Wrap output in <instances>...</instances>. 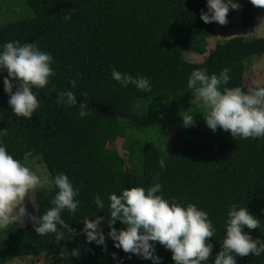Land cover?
Here are the masks:
<instances>
[{"label":"trees","instance_id":"obj_1","mask_svg":"<svg viewBox=\"0 0 264 264\" xmlns=\"http://www.w3.org/2000/svg\"><path fill=\"white\" fill-rule=\"evenodd\" d=\"M33 15L0 26V45L8 41L35 42L51 53L55 75L43 89H33L40 104L30 119L14 115L8 105L0 73V130L2 143L15 159L42 155L51 179L64 172L79 189L75 212L61 211L68 227L77 231L83 219L105 217L102 230L105 245L86 242L84 235L54 233L37 235L32 224L0 230V264L16 257L38 255L63 248L72 264H152L113 247L107 237V194L132 186L147 188L155 180L162 184L160 195L176 202L192 203L208 213L216 231L210 240L213 248L207 264H212L221 249L224 221L230 203L246 206L259 220V227L243 231L264 240V137L232 138L219 127L209 129L191 109V93L186 89L193 69L209 74L230 69L228 87L246 90L245 73L251 56L264 54V37L246 35L255 30L260 6L241 0V32L209 49L199 62L184 53L205 54L214 22L204 23L200 11L206 0H25ZM63 15H71L64 20ZM110 66L132 76L149 78L150 92L133 85L121 87L111 78ZM11 79V78H10ZM77 81L76 86L69 84ZM54 90H53V87ZM264 85V84H262ZM71 90L77 103L87 93V113L79 117L78 105L58 106L57 92ZM15 91V89H13ZM193 114L194 126L178 127L179 135L153 146L133 138V129L148 128L163 115ZM167 125L163 124L164 132ZM131 131V132H130ZM128 140V159L108 146L116 137ZM133 138V139H132ZM138 147V148H134ZM28 156V157H29ZM163 159L165 168L157 161ZM130 168H125V163ZM159 173L158 177L154 176ZM56 188L36 191L38 216L48 207ZM104 201L97 209L94 194ZM113 227L121 228L118 221ZM59 228V226H58ZM4 234V235H3ZM69 237H71L69 239ZM161 264H173L170 250L155 242ZM103 248V250H102ZM63 251V250H61ZM113 253L116 254L113 258ZM204 264V262H201ZM236 264H264V253L236 256Z\"/></svg>","mask_w":264,"mask_h":264},{"label":"clouds","instance_id":"obj_2","mask_svg":"<svg viewBox=\"0 0 264 264\" xmlns=\"http://www.w3.org/2000/svg\"><path fill=\"white\" fill-rule=\"evenodd\" d=\"M255 6L264 7V0H250ZM241 7L239 0H206V11L201 9L200 19L204 23L216 22L227 24L226 14L229 9ZM71 15H63L64 20ZM260 22L264 17H260ZM54 63L51 53L40 50L35 42L8 41L0 45V73L3 77V89L8 94V105L14 115L30 119L39 107V100L33 89H43L50 84V77L55 75L51 66ZM230 69L222 68L219 73L209 74L204 68L193 69L188 78L186 89L191 93L192 102L202 105L203 119L213 132L219 127L229 132L231 137L247 139L264 137V85L253 81L252 86L243 90L240 86L228 87ZM113 80L127 87L133 85L145 93L151 91L149 78L132 76L110 66ZM11 78V79H10ZM77 81L70 79L69 84L76 86ZM54 90V85L52 86ZM15 89V91H13ZM84 99L77 103L76 94L71 90L57 92L58 106L78 105L77 115L84 117L87 113V93H80ZM184 127L194 126L193 114L187 111L181 116ZM0 135H7L0 130ZM25 159L29 153L24 154ZM161 170L165 161H157ZM159 173L154 176L158 177ZM56 188L49 200L50 207L39 216L26 212L25 197L42 184L41 179L25 164L21 163L0 144V228L10 224L24 226V218L32 222L37 235L54 233L57 241L64 235L61 226L72 235L83 234L86 242L105 245V233L102 222L105 217L99 215L83 219V226L77 231L68 227V222L61 218V211L73 213L79 201L75 198L79 191L64 172L56 174L51 182ZM162 184L155 180L147 188L132 186L107 194V237L113 241V247L152 264H161L162 257L156 254L155 242L170 250L173 264H207L213 244L206 238L213 237L216 231L208 219V213L195 204L176 202L175 198L165 199L158 194ZM32 202V201H31ZM92 202L97 209L104 208L100 195L94 194ZM34 208L35 205L33 204ZM264 211V209H262ZM123 227H113L117 222ZM260 220L249 212L246 206L238 207L236 203L228 205L224 221V235L221 249L212 259V264H236V256L249 253L260 256L264 253V240L253 239L251 232L243 231L259 227ZM59 226V228H58ZM71 237H69L70 239ZM103 250V248H102ZM113 258L116 254L113 253ZM123 258L117 264H122Z\"/></svg>","mask_w":264,"mask_h":264},{"label":"rangeland","instance_id":"obj_3","mask_svg":"<svg viewBox=\"0 0 264 264\" xmlns=\"http://www.w3.org/2000/svg\"><path fill=\"white\" fill-rule=\"evenodd\" d=\"M239 3L241 5V0H239ZM32 15L33 12L25 0H0V26L12 21L28 18ZM226 17L228 22L225 25H219L218 23L214 22V27L212 28L211 34L208 37L207 52L204 55L195 52H186L184 53L186 59L194 62L202 61L208 54L209 49L214 48L216 43L223 42L233 36L242 34L241 7L237 10L230 8L226 14ZM260 17H264V7L259 9L255 18V30L253 33L246 35L248 38L254 36L264 37V21L260 22ZM253 81L258 82L261 85L264 84V54L251 56L247 61L245 83L248 86H252ZM196 105L197 107L191 110L193 113L197 114L196 118L200 116L199 118L203 119V113H201L203 111L202 105L198 101ZM182 115L183 114L163 115L152 126L148 128H140L139 130L133 129V131L130 132L133 138L139 139L142 144H144V141H146L153 146H157L163 142L171 141L176 135L181 133L178 131V127L182 124ZM163 124L167 125L166 132H164ZM171 129H173L176 135ZM128 143L129 142L125 137L119 136L116 137V139L111 142L110 145L108 144V146L114 148L121 156L128 159ZM0 144H3L1 135ZM18 160H20L21 163L25 164L31 171H33L42 181L40 186L28 194L31 200H29L27 197H25L24 200L26 212L38 216L35 194L36 191L40 189L52 187V184L50 183L52 180L50 173L42 160V155L29 156L27 159L24 158ZM125 164V168L129 169L130 164L127 162ZM33 204L35 205V208ZM27 224H32V222L28 220L27 217H25L24 225ZM12 226H15V224H10L5 228H0V230L3 231ZM5 264H72V262L68 255L64 252L63 248H56L38 255L19 256Z\"/></svg>","mask_w":264,"mask_h":264}]
</instances>
